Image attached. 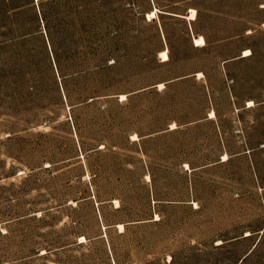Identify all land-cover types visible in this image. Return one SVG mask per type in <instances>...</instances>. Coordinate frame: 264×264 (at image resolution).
Wrapping results in <instances>:
<instances>
[{"label":"rangeland","instance_id":"obj_1","mask_svg":"<svg viewBox=\"0 0 264 264\" xmlns=\"http://www.w3.org/2000/svg\"><path fill=\"white\" fill-rule=\"evenodd\" d=\"M0 264H264V0H0Z\"/></svg>","mask_w":264,"mask_h":264},{"label":"trees","instance_id":"obj_2","mask_svg":"<svg viewBox=\"0 0 264 264\" xmlns=\"http://www.w3.org/2000/svg\"><path fill=\"white\" fill-rule=\"evenodd\" d=\"M40 12H41V14H42V10H40ZM96 99H97L96 96H92L91 94H89V95L87 96V98L85 99L84 102H86V104H91V103H93ZM90 100H92V101H90Z\"/></svg>","mask_w":264,"mask_h":264},{"label":"bare ground","instance_id":"obj_3","mask_svg":"<svg viewBox=\"0 0 264 264\" xmlns=\"http://www.w3.org/2000/svg\"><path fill=\"white\" fill-rule=\"evenodd\" d=\"M247 53H246V56H249L250 54H251V52L249 51V50H247L246 51ZM161 86H164L163 84H161ZM122 97H126V95H123ZM251 106H254V103L252 102L251 103ZM216 116V114H215V112H212L211 113V117L213 118V117H215ZM176 126L175 125H173V128H175ZM122 227H123V225H121Z\"/></svg>","mask_w":264,"mask_h":264}]
</instances>
